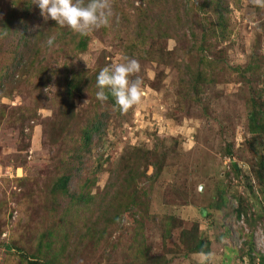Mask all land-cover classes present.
Masks as SVG:
<instances>
[{"label":"rangeland","instance_id":"obj_1","mask_svg":"<svg viewBox=\"0 0 264 264\" xmlns=\"http://www.w3.org/2000/svg\"><path fill=\"white\" fill-rule=\"evenodd\" d=\"M227 1L222 22L216 0H111L82 36L0 0V264H264V0ZM126 56L144 95L121 111L95 81Z\"/></svg>","mask_w":264,"mask_h":264},{"label":"clouds","instance_id":"obj_2","mask_svg":"<svg viewBox=\"0 0 264 264\" xmlns=\"http://www.w3.org/2000/svg\"><path fill=\"white\" fill-rule=\"evenodd\" d=\"M34 3L45 20L67 25L82 36L110 27L115 16L111 0H34ZM47 43L51 46L54 38L50 37ZM124 61L103 67L96 76L97 99L105 102L110 94L121 111L140 103L144 95L143 80L137 75L141 71L139 61L127 56Z\"/></svg>","mask_w":264,"mask_h":264},{"label":"trees","instance_id":"obj_3","mask_svg":"<svg viewBox=\"0 0 264 264\" xmlns=\"http://www.w3.org/2000/svg\"><path fill=\"white\" fill-rule=\"evenodd\" d=\"M215 4H216V7L218 8V12H220V14L222 15V16L219 15V17H220L221 21L224 22L223 19L225 18V14H227L229 11L228 1L227 0H216ZM221 27H222V25H221ZM95 84H96V81H95ZM108 100H111V102L113 101V99L110 97V95H109ZM250 121H251L253 128H255V130L256 129L264 130V110H260V111H257L255 113L253 112V114L250 117ZM96 126L97 125H95L91 129V131H87V129H83L85 133L83 132V134H82V140H83L82 144H83L84 148L87 149V151L90 150V148H91V146H92V144L96 138V135L98 134L97 133L98 128ZM255 130L253 129L252 132H254ZM77 172L81 173L82 169H79ZM73 178H78V177H73ZM73 178L72 177L65 178L63 181L57 183L56 187L59 190L60 195L68 196L71 194L72 187H73V183H72ZM135 191H137V190L135 189ZM133 196L134 197L129 200L128 206L133 208V209L138 208L140 206L144 208V203L141 201L142 198L139 199V197H137L136 195H133ZM75 199H76V202H78V205L75 202L74 206L72 207V210L74 211L76 208H79L77 210V213L79 215V213L81 211H83V209H84L83 205L85 204L86 199L81 198L80 195L75 196ZM73 234H74V231H73ZM194 252L195 253L198 252L201 254L207 253L205 251V249L199 245L194 249ZM47 255H51V257L53 256V258H50V257L49 258H44V257L41 258L39 255L38 258H36V260H38L39 263H37L35 261L34 264H57L61 253H59V251H56V253L51 252Z\"/></svg>","mask_w":264,"mask_h":264}]
</instances>
